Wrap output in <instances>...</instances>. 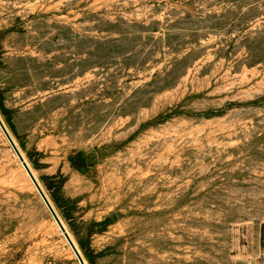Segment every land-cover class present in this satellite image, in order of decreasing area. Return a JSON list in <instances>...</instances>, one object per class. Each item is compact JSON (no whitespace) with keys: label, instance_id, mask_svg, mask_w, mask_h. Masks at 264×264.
Segmentation results:
<instances>
[{"label":"rangeland","instance_id":"1","mask_svg":"<svg viewBox=\"0 0 264 264\" xmlns=\"http://www.w3.org/2000/svg\"><path fill=\"white\" fill-rule=\"evenodd\" d=\"M0 118L86 264H264V0H0ZM0 264H79L1 129Z\"/></svg>","mask_w":264,"mask_h":264},{"label":"water","instance_id":"2","mask_svg":"<svg viewBox=\"0 0 264 264\" xmlns=\"http://www.w3.org/2000/svg\"><path fill=\"white\" fill-rule=\"evenodd\" d=\"M0 129L2 130V132L5 135L7 141L9 142L11 148L13 149V151L16 154V156L18 157V159H19V161H20L23 169L25 170V172L28 175L29 179L33 183L34 187L36 188L39 196L41 197V199L44 202L45 206L47 207L48 211L52 215L54 221L59 226L61 232L64 234V237H65L66 241L68 242L69 246L71 247L72 251L74 252V254H75V256H76L79 264H86L85 261H84L83 256L78 251V248L73 243V241L71 240L68 232L66 231V228L62 224V221L60 220V217L58 216V214L54 210L52 204L50 203V201H49L48 197L46 196L45 192L43 191L42 187L40 186V184L38 183V181L34 177V175H33L32 171H31L30 167L28 166V164L26 163V161L22 157L20 151L18 150L16 144L14 143L12 137L10 136V133L6 129V127H5L4 123L2 122V119L1 118H0Z\"/></svg>","mask_w":264,"mask_h":264},{"label":"trees","instance_id":"3","mask_svg":"<svg viewBox=\"0 0 264 264\" xmlns=\"http://www.w3.org/2000/svg\"><path fill=\"white\" fill-rule=\"evenodd\" d=\"M2 110L4 112H6V110L3 107H2ZM6 120L8 121L9 124H11L9 117H6ZM10 126H12V125H10ZM72 161H74V163H76L75 167L77 170H81L82 169L81 167L84 166L83 161H81L78 157H76L75 159H72ZM46 180L48 181V179H46Z\"/></svg>","mask_w":264,"mask_h":264},{"label":"bare ground","instance_id":"4","mask_svg":"<svg viewBox=\"0 0 264 264\" xmlns=\"http://www.w3.org/2000/svg\"><path fill=\"white\" fill-rule=\"evenodd\" d=\"M19 150V149H18ZM20 151V150H19ZM20 153H21V151H20ZM21 155H22V153H21ZM22 157H23V155H22ZM26 161V160H25ZM31 169V168H30ZM31 171H32V169H31ZM32 173H33V175H34V177L36 178V176H35V174H34V172L32 171ZM36 180H37V178H36ZM38 181V180H37ZM41 186V185H40ZM54 208V207H53ZM55 210V209H54ZM61 220V219H60ZM62 221V220H61ZM62 224L64 225V223H63V221H62ZM57 227H58V230L60 231V233L63 235V237H64V234L61 232V230H60V228H59V226L57 225ZM64 227L66 228V226L64 225ZM66 231L68 232V230H67V228H66ZM68 234H69V232H68ZM69 236H70V238H71V240L73 241V243L75 244V242H74V240L72 239V237H71V235L69 234ZM65 238V237H64ZM68 243V242H67ZM76 245V244H75ZM76 247H77V245H76ZM71 248V247H70ZM78 248V247H77ZM72 250V249H71ZM78 251H79V249H78ZM73 252V251H72ZM80 252V251H79ZM73 254H74V252H73ZM81 254V253H80ZM74 256H75V254H74ZM76 257V256H75ZM77 259V258H76ZM86 263V262H85Z\"/></svg>","mask_w":264,"mask_h":264}]
</instances>
